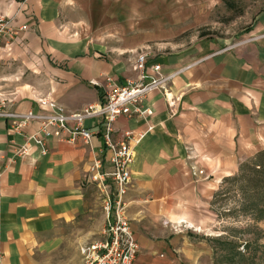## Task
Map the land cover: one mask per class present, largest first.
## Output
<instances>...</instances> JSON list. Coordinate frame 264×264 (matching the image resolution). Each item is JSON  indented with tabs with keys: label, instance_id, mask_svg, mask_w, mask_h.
I'll return each mask as SVG.
<instances>
[{
	"label": "crops",
	"instance_id": "1",
	"mask_svg": "<svg viewBox=\"0 0 264 264\" xmlns=\"http://www.w3.org/2000/svg\"><path fill=\"white\" fill-rule=\"evenodd\" d=\"M0 13L13 17L15 28L27 27L0 44V102L10 113L38 112L41 98L68 114L100 104L104 90L92 83L136 80V55L150 46L146 68L159 65L171 75L169 91L180 99L170 109L162 93L152 92L142 102L145 116L114 124L115 141L127 130L146 132L134 146L124 198L140 248L134 263L204 264L209 251L191 229L214 219L211 200L223 177L264 148V13L237 39L196 37L188 44L140 30L115 29L105 38L84 32L107 19L86 14L77 0H0ZM82 126L93 133L90 146L49 138L47 153L29 144L27 156H15L13 146L39 124L16 133L0 118L1 264H51L50 255L86 245L102 231V204L88 169L108 153L101 120ZM187 156L213 176L196 180Z\"/></svg>",
	"mask_w": 264,
	"mask_h": 264
},
{
	"label": "rangeland",
	"instance_id": "2",
	"mask_svg": "<svg viewBox=\"0 0 264 264\" xmlns=\"http://www.w3.org/2000/svg\"><path fill=\"white\" fill-rule=\"evenodd\" d=\"M77 1L86 14H105L107 19L95 25L96 28L89 24L84 32H97L105 38L115 29L123 30L124 34L140 30L156 35L160 42L180 41V44H188L196 37L237 39L247 34L257 17L264 13V0H226L233 9L224 0ZM149 47L145 45L142 52L151 50ZM218 186L211 200L214 219L205 229H191L195 230L192 236L197 234L202 238L203 249L209 251V257L203 255L201 261L204 264H264V148L242 161ZM91 220L95 222L96 216H91ZM102 231L93 233L94 240L90 243L102 241ZM79 248L62 251L60 256L50 255L49 262L81 264Z\"/></svg>",
	"mask_w": 264,
	"mask_h": 264
},
{
	"label": "built area",
	"instance_id": "3",
	"mask_svg": "<svg viewBox=\"0 0 264 264\" xmlns=\"http://www.w3.org/2000/svg\"><path fill=\"white\" fill-rule=\"evenodd\" d=\"M14 18L0 13V44L16 39L20 32L27 27L13 26ZM148 53L139 52L133 65L138 72L136 80L128 81L126 85L114 84L112 78H104V83L93 82L104 90L103 101L97 105H88L81 111L64 112L58 103L41 98L39 111L25 113L8 112L0 102V118L8 122L10 131L22 132L31 122H37L39 128L25 137L21 146H13L12 154L27 156L29 144L38 146L41 154L47 153L46 140H66L74 142L80 140L90 146L93 133L82 125L88 118H99L102 122L101 139L108 155L106 158L95 157L88 169V180L99 191L100 201L104 214L105 224L102 231L103 240L82 245L79 250L82 257L81 264H135V259L140 252L139 243L132 233L130 220L126 215L124 201L131 182L130 169L134 162V146L144 138L146 132L124 131L122 139L115 141L114 124L119 117L138 116L147 114L142 109V102L152 92H160L166 98L170 109L176 106L180 99L169 91L171 75L162 73L159 65H154L151 71L146 68ZM151 128L148 127L147 130ZM2 156L0 155V161ZM190 162L189 171L192 176L200 180H208L213 175L205 172L195 164V159L187 156ZM1 164V162H0ZM3 252L0 251V264Z\"/></svg>",
	"mask_w": 264,
	"mask_h": 264
},
{
	"label": "trees",
	"instance_id": "4",
	"mask_svg": "<svg viewBox=\"0 0 264 264\" xmlns=\"http://www.w3.org/2000/svg\"><path fill=\"white\" fill-rule=\"evenodd\" d=\"M224 3L227 5V7H229L230 9H233V6L230 2H227L226 0H224ZM215 197V195H214Z\"/></svg>",
	"mask_w": 264,
	"mask_h": 264
}]
</instances>
